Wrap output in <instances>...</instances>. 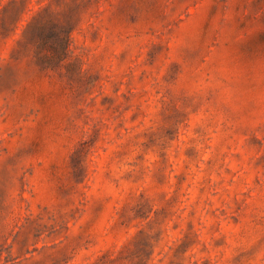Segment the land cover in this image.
<instances>
[{"label":"rangeland","instance_id":"obj_1","mask_svg":"<svg viewBox=\"0 0 264 264\" xmlns=\"http://www.w3.org/2000/svg\"><path fill=\"white\" fill-rule=\"evenodd\" d=\"M0 264H264V0H0Z\"/></svg>","mask_w":264,"mask_h":264}]
</instances>
